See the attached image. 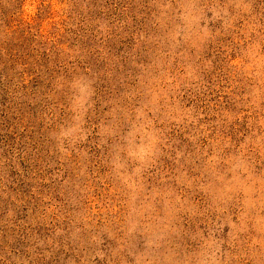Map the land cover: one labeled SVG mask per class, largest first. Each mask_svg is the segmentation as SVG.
Instances as JSON below:
<instances>
[{
  "label": "rangeland",
  "instance_id": "rangeland-1",
  "mask_svg": "<svg viewBox=\"0 0 264 264\" xmlns=\"http://www.w3.org/2000/svg\"><path fill=\"white\" fill-rule=\"evenodd\" d=\"M126 4L100 25L108 78L77 76L43 145L39 242L0 192V264H264V0H149L147 53ZM52 8L58 26L67 5Z\"/></svg>",
  "mask_w": 264,
  "mask_h": 264
},
{
  "label": "trees",
  "instance_id": "trees-1",
  "mask_svg": "<svg viewBox=\"0 0 264 264\" xmlns=\"http://www.w3.org/2000/svg\"><path fill=\"white\" fill-rule=\"evenodd\" d=\"M25 1L0 0V192L5 194L9 188L12 204H17L10 208L22 213L29 227L22 226L20 218L17 226L23 233L27 231L25 237L29 240L39 242V226L28 221L37 206H32L34 199L27 189L43 173L40 159L48 133L68 119L69 86L80 74H97L102 82L108 78L110 70L104 68L105 62L100 61L96 51L101 46L107 45L109 49L114 45L111 42L115 32L101 36L100 25L119 0L107 1L104 7V0H62L67 5L66 17L58 26L53 22L57 14L52 8L54 0H35L39 8L31 19L25 18ZM136 1L127 0L126 6L121 7L132 15L122 24L126 26L129 19L141 18L140 27L128 33L126 41L137 43V50L144 35L141 46L142 52L147 53L149 48L145 44L155 36L151 31L157 28L147 30L146 21L154 27L149 0L141 8L135 7ZM138 13L141 15L136 16ZM96 91V106L104 94L112 93L104 87ZM95 111L93 125L101 120L96 116L100 112ZM0 208L5 209L1 213L5 215L9 206L0 201Z\"/></svg>",
  "mask_w": 264,
  "mask_h": 264
}]
</instances>
